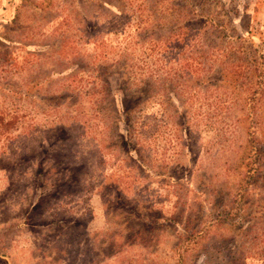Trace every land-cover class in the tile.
Returning a JSON list of instances; mask_svg holds the SVG:
<instances>
[{"label": "rangeland", "instance_id": "rangeland-1", "mask_svg": "<svg viewBox=\"0 0 264 264\" xmlns=\"http://www.w3.org/2000/svg\"><path fill=\"white\" fill-rule=\"evenodd\" d=\"M0 264H264V0H0Z\"/></svg>", "mask_w": 264, "mask_h": 264}]
</instances>
